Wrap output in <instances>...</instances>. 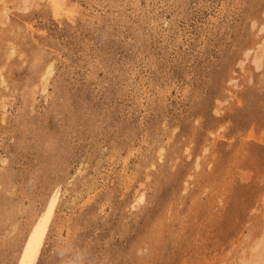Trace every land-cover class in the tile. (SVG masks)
Listing matches in <instances>:
<instances>
[{"label":"rangeland","instance_id":"rangeland-1","mask_svg":"<svg viewBox=\"0 0 264 264\" xmlns=\"http://www.w3.org/2000/svg\"><path fill=\"white\" fill-rule=\"evenodd\" d=\"M0 264H264V0H0Z\"/></svg>","mask_w":264,"mask_h":264},{"label":"bare ground","instance_id":"bare-ground-1","mask_svg":"<svg viewBox=\"0 0 264 264\" xmlns=\"http://www.w3.org/2000/svg\"><path fill=\"white\" fill-rule=\"evenodd\" d=\"M52 1H54V0H52ZM57 4H58V2H57ZM51 72V71H50ZM49 76V75H48ZM141 201V200H140Z\"/></svg>","mask_w":264,"mask_h":264}]
</instances>
